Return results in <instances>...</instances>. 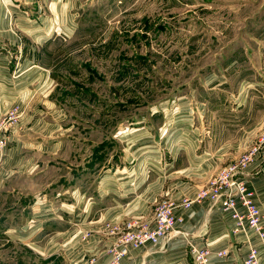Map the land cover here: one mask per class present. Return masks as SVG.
<instances>
[{"label": "crops", "instance_id": "obj_1", "mask_svg": "<svg viewBox=\"0 0 264 264\" xmlns=\"http://www.w3.org/2000/svg\"><path fill=\"white\" fill-rule=\"evenodd\" d=\"M6 2L13 6L8 7ZM47 8L45 0H0V119L9 120L10 111L17 107L15 121L6 123L3 131L6 139L14 143L0 148V189L4 190L13 176H21L17 174L30 161L23 159V142L18 135L45 126L40 112L58 101L53 93L55 81L50 68L40 61L43 45L35 43L48 30L32 29L39 22H46L38 14ZM51 10L57 16L60 14L62 21L72 18L69 0L52 1ZM246 50L251 56L244 71L240 70L237 92L231 89L209 92L198 100L202 108L204 104L207 107L204 117L212 131L211 138L203 145L197 132L188 126L184 131L177 129L176 133H183L184 137L180 143L175 137L171 140L173 136L168 132L172 133V128L160 126L157 128H161L160 147H164L166 158L162 163L158 150L146 145L153 143L151 130L155 129L145 121L124 132L123 151L113 146L102 149L107 137L87 152L81 142L74 145L78 152L71 151L70 143L62 142L64 164L58 180L62 189L52 191L53 196H61V206L51 203L39 213L29 212L27 223H23L22 212L18 221L15 216L16 225L20 224L14 229L16 237L22 238L24 231L31 230L25 241H30L39 255L53 260L63 258L67 264H107L125 222L151 220L157 202L170 198L177 204L175 213L181 218L177 223L179 234L159 245L148 244L132 250L122 264H194L191 243L209 246L215 252L226 249L228 253L224 257L213 255L214 264H245L253 249L257 251V264H264V245L257 234L233 232L234 220L222 207L225 194L215 201L195 200L202 188L216 181L222 169L237 163L257 144L264 130L263 47ZM49 110L52 116L59 113ZM68 130L70 125L65 126L64 132ZM59 147V141L46 146L50 151ZM235 176L247 181L264 212V154L258 152ZM184 199L194 202L185 207L181 204ZM47 215L50 217L43 218ZM44 228L47 234L40 242L36 238Z\"/></svg>", "mask_w": 264, "mask_h": 264}, {"label": "rangeland", "instance_id": "obj_2", "mask_svg": "<svg viewBox=\"0 0 264 264\" xmlns=\"http://www.w3.org/2000/svg\"><path fill=\"white\" fill-rule=\"evenodd\" d=\"M52 1L45 0L47 11L38 14L46 22L32 29L48 30L35 43L43 45L40 61L55 81L58 101L49 109L59 113L44 109L47 124L18 135L23 159L30 161L7 190L0 189V264H67L39 255L25 241L31 230L22 238L14 230L21 212L27 223L30 213L61 206L52 191L62 189V142L76 152L81 142L87 152L107 137L102 149L123 151L124 132L145 121L155 129L146 145L163 163L161 128H172L171 140L180 143L177 129L188 126L203 145L212 131L198 100L209 92H237L251 56L246 48L261 45L264 54V0H69L72 18L64 21L52 12ZM53 141L59 149L47 150ZM46 234L44 228L36 239Z\"/></svg>", "mask_w": 264, "mask_h": 264}, {"label": "built area", "instance_id": "obj_3", "mask_svg": "<svg viewBox=\"0 0 264 264\" xmlns=\"http://www.w3.org/2000/svg\"><path fill=\"white\" fill-rule=\"evenodd\" d=\"M2 1L5 2V0ZM6 5L8 7L13 6L9 2H6ZM42 38H47V36ZM16 117L17 107L10 111L9 120L0 119V148L5 147L8 143L3 133L6 130V123L9 121L14 122ZM258 152L264 154V130L257 144L246 151L238 159L237 163L222 169L216 181L210 186L202 188L195 200L215 201L222 194H225L222 197V207L234 220L233 232L248 233L253 231L264 245V212L255 201L247 181L235 176L236 172L246 167ZM193 202V199H184L181 204L189 207ZM176 207L177 204L170 198H163L157 202L154 216L151 220H127L116 244L110 250L111 259L107 264H122L123 259L132 250L148 244L156 246L164 239L178 235L180 230L177 229V223L181 221V218L175 213ZM190 248L194 264H214L213 255L224 257L228 253L226 249L215 252L209 246L200 247L194 243L190 244ZM256 254V249L250 251L245 259V264H257Z\"/></svg>", "mask_w": 264, "mask_h": 264}]
</instances>
